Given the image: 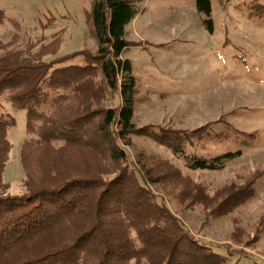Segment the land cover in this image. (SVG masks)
Returning <instances> with one entry per match:
<instances>
[{"label": "trees", "instance_id": "16d2710c", "mask_svg": "<svg viewBox=\"0 0 264 264\" xmlns=\"http://www.w3.org/2000/svg\"><path fill=\"white\" fill-rule=\"evenodd\" d=\"M134 2L94 0V54L58 57V37L49 43L30 40L25 49L16 35L10 42L0 39V101L26 111L27 132L35 135L21 150L24 191L13 195L5 172L13 149L9 130L16 122L0 110V264H231L158 202L149 184L161 181L160 168H138L123 146L132 144V135H145L200 171L222 170L242 155L191 153L195 137L220 138L206 134L218 122L190 132L134 124L135 79L123 57L131 46L126 27L137 15ZM197 6L211 16V0H197ZM5 22L0 10V25ZM206 25L213 33L211 19ZM254 189L230 185L216 211H235Z\"/></svg>", "mask_w": 264, "mask_h": 264}, {"label": "rangeland", "instance_id": "374dc122", "mask_svg": "<svg viewBox=\"0 0 264 264\" xmlns=\"http://www.w3.org/2000/svg\"><path fill=\"white\" fill-rule=\"evenodd\" d=\"M93 3L0 0L6 15L0 39L10 42L16 35L18 46L25 49L30 40L49 43L58 37V57L94 54ZM134 4L137 15L126 27L131 46L123 54L135 79L134 124L155 132H190L218 122L206 134L220 138L195 137L191 153L209 158L235 151L242 155L222 170L200 171L187 168L170 149L145 135H132V144L123 146L138 168L146 164L164 173L149 186L197 239L229 256L231 264H264V0H211L210 17L198 10L197 0ZM209 19L213 33L206 25ZM0 110L16 122L9 130L13 149L5 181L10 193L18 195L24 191L22 146L35 135L27 132L26 111L14 110L5 98ZM252 184L255 194L247 203L227 215L216 211L227 187L249 189ZM195 196L198 203L192 201ZM228 247L243 255L230 256Z\"/></svg>", "mask_w": 264, "mask_h": 264}]
</instances>
